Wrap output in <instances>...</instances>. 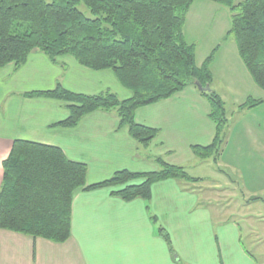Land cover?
I'll use <instances>...</instances> for the list:
<instances>
[{"label":"crops","instance_id":"obj_1","mask_svg":"<svg viewBox=\"0 0 264 264\" xmlns=\"http://www.w3.org/2000/svg\"><path fill=\"white\" fill-rule=\"evenodd\" d=\"M209 2L196 0L186 19L194 15L198 19L195 24H200L199 20L213 9L215 2ZM229 27L230 12L229 24L215 29H221L224 37ZM183 33L186 36L184 27ZM230 43L237 52L234 37ZM211 49L213 46L206 49L207 55ZM213 60L214 57L209 65L210 87L219 77L213 72ZM237 65L251 87L245 94L234 97L238 101L231 98L225 129L228 133L232 131L231 138L234 135L237 145L243 142L246 156L252 150L261 153L262 158L258 160L248 157L244 161L245 169L239 170L238 177L242 185L241 202L264 203L258 194L264 187V178L248 174L249 168L256 169L258 163H264V94L252 82L240 57ZM57 82L67 90L83 94L110 91L122 100L132 96L111 70L89 69L70 55L58 56L54 63L35 49L19 68L11 63L0 68V183L2 162L14 140L60 148L70 160L86 165L87 185L105 181L123 169L155 171L158 166L153 158L157 156L200 177L193 172L200 170L209 159H200L192 146L209 145L215 125L208 116L209 102L196 87L188 85L171 97L135 110L136 123L158 130L148 147L142 148L127 127L119 125L113 111L94 110L74 126L66 127L57 124L68 116L64 102L42 95H24L51 90ZM213 90L224 101L218 86ZM247 97L263 101L254 107L238 109ZM252 160L254 163H249ZM140 182L134 180L132 184ZM201 182L204 179L198 183ZM191 185L172 178L163 179L151 185L148 200L138 197L129 201L111 194L119 187L78 188L72 196L70 236L66 241L54 242L0 228V264H257L242 244L239 224L215 216L209 205L212 201L225 203L221 200L225 197L219 199L218 195H227V191L231 195L233 188L211 187L205 203L194 184ZM158 227L164 228L169 241L158 233Z\"/></svg>","mask_w":264,"mask_h":264},{"label":"trees","instance_id":"obj_2","mask_svg":"<svg viewBox=\"0 0 264 264\" xmlns=\"http://www.w3.org/2000/svg\"><path fill=\"white\" fill-rule=\"evenodd\" d=\"M196 0H0V68L22 66L32 50L51 62L70 55L92 70L109 69L132 96L119 99L110 91L83 94L56 83L46 91L27 92L64 102L68 110L61 126H74L94 110L113 111L119 125L128 129L137 144L146 148L158 130L134 120L137 108L156 103L199 81L211 83L209 65L214 50L201 65L195 62V46L183 33L187 12ZM225 6L238 55L252 82L264 92V0H207ZM209 102V118L215 125L212 142L194 145L200 159H215L222 143L227 115L222 98L203 92ZM262 98L247 97L238 109L254 107ZM158 169L151 172L116 171L109 179L87 185L86 165L66 157L53 145L14 140L3 160L0 183V228L64 242L70 236L71 203L78 188L114 187L111 194L123 200H148L150 187L163 179L195 184L203 178L190 175L183 166L154 157ZM134 180L140 183L132 184ZM153 220H155L152 217ZM158 233L169 241L164 228Z\"/></svg>","mask_w":264,"mask_h":264},{"label":"rangeland","instance_id":"obj_3","mask_svg":"<svg viewBox=\"0 0 264 264\" xmlns=\"http://www.w3.org/2000/svg\"><path fill=\"white\" fill-rule=\"evenodd\" d=\"M239 1L242 0H235L234 2L237 3ZM213 4V9H210L207 17L199 20L200 24H195L198 19H195L194 15L188 16L184 24L185 37L188 42L194 44L195 59L198 63L199 61L201 63V60L206 58L214 50L213 72L219 74V77H216L210 89L212 88L211 90H213L218 86L225 101L223 102L225 103L226 115L228 116L231 111V98L238 101V99L234 97L245 94L251 85H248L246 76L240 72L242 70H240V66L237 65L239 59L238 51L236 52L235 45L232 47L230 43L231 39H233V35L229 34L228 36V34H226L223 37L222 30L215 29V27L229 24V10L223 5ZM225 41H227V43H225ZM217 43L218 45L220 44L219 47L218 45L215 47ZM211 46H213V49H211L207 55L206 49ZM262 94H264V92H262ZM234 122L235 120L233 124ZM226 132L224 128L222 133L223 140L219 146V152L215 159L211 157L200 170L193 172V174L198 173L200 177L204 179V182L195 183L193 187L197 190L198 195H200L201 201L205 203L207 202L206 194L208 190L212 191L211 187L216 189L225 187L233 188V191H231L233 194L231 195L228 194V191L227 193L225 192L227 195H222L221 197L218 195L217 198L219 199L225 197L221 199L225 200V203L219 202V205L218 202L212 201L209 203L210 208L215 216L220 215L223 216V219H232L239 224L241 228L242 244L255 258L257 264H264V203L252 202L248 205L243 204L241 202L240 193L242 185L238 177L239 170L245 169L244 161L248 157L258 160L262 158V156L257 150L250 151L249 156H246L244 152L247 150L244 148L243 142L240 141L237 145L234 135L231 138L232 131L229 133ZM225 147H227L226 151ZM249 163H254V161H249ZM247 165L250 166L251 164ZM249 169L250 171L248 174H258L257 176L259 178H264V163H258L256 169ZM187 185L192 186L191 183H187ZM258 194L264 199V187L259 190ZM227 198H230V200H226ZM218 208L222 210L218 211Z\"/></svg>","mask_w":264,"mask_h":264},{"label":"water","instance_id":"obj_4","mask_svg":"<svg viewBox=\"0 0 264 264\" xmlns=\"http://www.w3.org/2000/svg\"><path fill=\"white\" fill-rule=\"evenodd\" d=\"M194 85L199 91H203V92H210L211 91L209 83L202 85L199 81L195 80Z\"/></svg>","mask_w":264,"mask_h":264}]
</instances>
